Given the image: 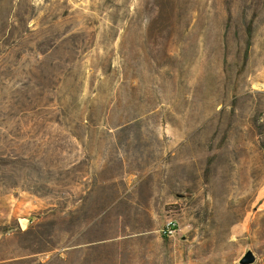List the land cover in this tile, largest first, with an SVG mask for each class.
<instances>
[{
  "label": "rangeland",
  "instance_id": "374dc122",
  "mask_svg": "<svg viewBox=\"0 0 264 264\" xmlns=\"http://www.w3.org/2000/svg\"><path fill=\"white\" fill-rule=\"evenodd\" d=\"M247 247L264 262V0H0V264Z\"/></svg>",
  "mask_w": 264,
  "mask_h": 264
},
{
  "label": "built area",
  "instance_id": "2783aa9c",
  "mask_svg": "<svg viewBox=\"0 0 264 264\" xmlns=\"http://www.w3.org/2000/svg\"><path fill=\"white\" fill-rule=\"evenodd\" d=\"M158 233L163 237H173L179 232L177 219L172 213L164 215L157 227Z\"/></svg>",
  "mask_w": 264,
  "mask_h": 264
},
{
  "label": "water",
  "instance_id": "95a60500",
  "mask_svg": "<svg viewBox=\"0 0 264 264\" xmlns=\"http://www.w3.org/2000/svg\"><path fill=\"white\" fill-rule=\"evenodd\" d=\"M29 221V218L22 217L19 218V223L21 227H24L26 225V222ZM255 260V255L251 251L250 248H245L244 251L238 256L236 262L238 264H252Z\"/></svg>",
  "mask_w": 264,
  "mask_h": 264
},
{
  "label": "crops",
  "instance_id": "0c3cea01",
  "mask_svg": "<svg viewBox=\"0 0 264 264\" xmlns=\"http://www.w3.org/2000/svg\"><path fill=\"white\" fill-rule=\"evenodd\" d=\"M254 264H263V260L256 261Z\"/></svg>",
  "mask_w": 264,
  "mask_h": 264
},
{
  "label": "trees",
  "instance_id": "16d2710c",
  "mask_svg": "<svg viewBox=\"0 0 264 264\" xmlns=\"http://www.w3.org/2000/svg\"><path fill=\"white\" fill-rule=\"evenodd\" d=\"M263 264H264V262H263Z\"/></svg>",
  "mask_w": 264,
  "mask_h": 264
}]
</instances>
